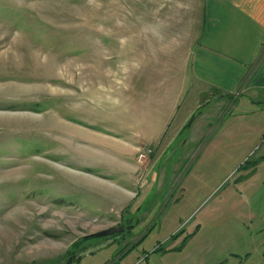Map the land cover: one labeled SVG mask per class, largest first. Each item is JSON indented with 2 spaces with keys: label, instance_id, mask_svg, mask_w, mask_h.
<instances>
[{
  "label": "rangeland",
  "instance_id": "rangeland-1",
  "mask_svg": "<svg viewBox=\"0 0 264 264\" xmlns=\"http://www.w3.org/2000/svg\"><path fill=\"white\" fill-rule=\"evenodd\" d=\"M206 19V0H0V264H264V102L243 110L244 82L182 119ZM178 69L171 112L154 93Z\"/></svg>",
  "mask_w": 264,
  "mask_h": 264
},
{
  "label": "crops",
  "instance_id": "crops-1",
  "mask_svg": "<svg viewBox=\"0 0 264 264\" xmlns=\"http://www.w3.org/2000/svg\"><path fill=\"white\" fill-rule=\"evenodd\" d=\"M206 14L202 42L192 64L191 77L198 93L188 102L194 107L186 108L183 120L202 102L205 91L235 92L244 82L240 94L244 98L243 110L250 103L264 102L261 97L264 96V0H206ZM169 76L176 81V89L170 90L168 84L163 88L160 84L162 90L154 93V98L164 108L170 105L171 112H177L178 102L184 107L188 97L182 95L188 73L178 69ZM145 124L146 128L161 127L152 122Z\"/></svg>",
  "mask_w": 264,
  "mask_h": 264
}]
</instances>
